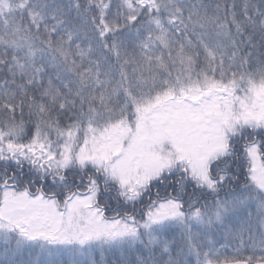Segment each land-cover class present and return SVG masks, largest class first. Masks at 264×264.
<instances>
[{
  "label": "snow or ice",
  "instance_id": "6c2138e0",
  "mask_svg": "<svg viewBox=\"0 0 264 264\" xmlns=\"http://www.w3.org/2000/svg\"><path fill=\"white\" fill-rule=\"evenodd\" d=\"M0 264H264V0H0Z\"/></svg>",
  "mask_w": 264,
  "mask_h": 264
},
{
  "label": "trees",
  "instance_id": "16d2710c",
  "mask_svg": "<svg viewBox=\"0 0 264 264\" xmlns=\"http://www.w3.org/2000/svg\"><path fill=\"white\" fill-rule=\"evenodd\" d=\"M206 2H212V0H206ZM221 2H223V0H221ZM217 246H219V245H217ZM257 255H259V253H257ZM97 258H99V257H97Z\"/></svg>",
  "mask_w": 264,
  "mask_h": 264
}]
</instances>
